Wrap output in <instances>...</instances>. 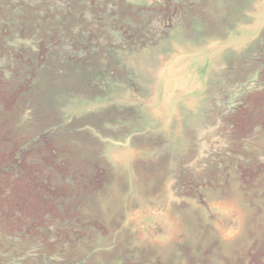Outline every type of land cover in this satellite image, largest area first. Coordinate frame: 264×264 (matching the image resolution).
Instances as JSON below:
<instances>
[{"label": "rangeland", "instance_id": "obj_1", "mask_svg": "<svg viewBox=\"0 0 264 264\" xmlns=\"http://www.w3.org/2000/svg\"><path fill=\"white\" fill-rule=\"evenodd\" d=\"M0 264H264V0H0Z\"/></svg>", "mask_w": 264, "mask_h": 264}]
</instances>
